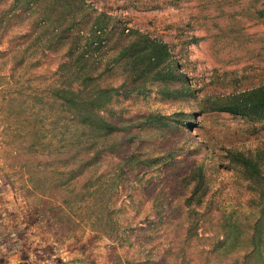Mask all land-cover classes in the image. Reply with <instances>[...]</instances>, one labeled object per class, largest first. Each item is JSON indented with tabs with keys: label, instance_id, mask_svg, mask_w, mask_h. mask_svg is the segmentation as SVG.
<instances>
[{
	"label": "rangeland",
	"instance_id": "374dc122",
	"mask_svg": "<svg viewBox=\"0 0 264 264\" xmlns=\"http://www.w3.org/2000/svg\"><path fill=\"white\" fill-rule=\"evenodd\" d=\"M100 14L101 43L86 49L90 87L113 89L99 115L121 131L113 155L138 166L125 168L113 196L117 236L95 232L96 213L66 193L59 149L72 153L55 129L66 115L47 90L81 83L75 59ZM140 35L166 45L164 64H135ZM262 85L264 0H0V264H170L187 227L182 199L194 190L184 181L203 174L201 205L254 214L255 186L231 158L264 162V120L218 108ZM112 166L110 157L102 170ZM216 222H199L189 264H213L204 238Z\"/></svg>",
	"mask_w": 264,
	"mask_h": 264
},
{
	"label": "trees",
	"instance_id": "16d2710c",
	"mask_svg": "<svg viewBox=\"0 0 264 264\" xmlns=\"http://www.w3.org/2000/svg\"><path fill=\"white\" fill-rule=\"evenodd\" d=\"M102 16L104 15L100 14L96 18L93 39L87 40L85 51L77 54L75 59V63L83 61L79 72L81 83L76 88L56 87L47 90L59 109L63 110L66 116L68 113L70 116L69 120H66V116L64 117L65 130L58 120L55 122V129H58L56 136L61 135L60 142L69 138L70 148L68 150L72 153V156H63L64 150L59 149V155L64 160L60 166L63 170L59 172L65 173L67 176V183H64L66 193L76 192L72 195V201H75L76 208L84 207L85 210L89 209L96 213L93 217L94 220L90 222L91 225L96 226L95 232L117 236L122 228L117 218L119 209L112 206L113 196L120 183L126 180L125 168L133 171L132 169L138 166L134 162L129 164L133 155H127L122 160L113 155L115 148V153H118L121 131L117 124L110 123L99 115V111L111 101L113 89H103L96 85L90 87L91 73L95 62L89 61L93 54L87 52L86 49L92 46L97 47L101 43L102 28L97 26L101 24ZM130 48H135L138 53L135 57V64H141L145 60L149 62L144 66L145 71L150 70L153 63L164 64L169 57V52L163 42L148 38L146 35L138 36V40ZM89 63H92V67L86 69ZM166 70L169 71L170 68L168 67ZM164 77L165 75H155L153 79ZM218 110L240 114L248 119L264 120V85L244 94L232 96L230 101L221 104ZM70 125H74V129L68 133L67 127ZM65 133L68 134V137H65ZM41 140L43 139L41 138ZM33 146L35 145L33 144ZM110 157L113 163L111 170H102V166ZM262 157L261 154L253 157L251 154L243 155L237 152L231 158L232 162L238 164L241 173L248 182L255 186L252 196L246 199V203L250 207L253 203L256 205L254 214L246 211L240 213L234 210L225 211L221 208L215 210L211 207L213 202L211 199L204 203V206L201 205L203 195L198 193L201 188L206 190L209 181L205 180L204 174L198 182L191 181L190 178L185 179L184 187L194 184V190L187 198L182 199L187 227L183 232V239L177 250V255H175V251L173 252L174 247L167 248L168 252H173L175 255V258L170 260V264H189L185 256L186 243L193 234L196 237L195 232L201 220L210 223L215 219L217 222L214 228L210 227L209 229L211 230L210 238H204L205 241H211V249L208 254L211 256L213 264H264V162H262ZM39 165L40 163L37 161L35 166ZM65 205H67V199L62 201V206H60L62 211L66 210ZM200 208L203 210L201 211Z\"/></svg>",
	"mask_w": 264,
	"mask_h": 264
}]
</instances>
